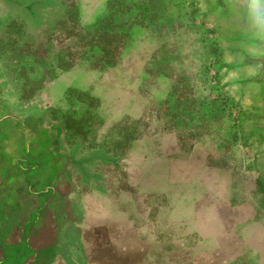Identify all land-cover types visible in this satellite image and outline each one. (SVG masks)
<instances>
[{
  "label": "rangeland",
  "instance_id": "374dc122",
  "mask_svg": "<svg viewBox=\"0 0 264 264\" xmlns=\"http://www.w3.org/2000/svg\"><path fill=\"white\" fill-rule=\"evenodd\" d=\"M224 39L198 0H47L35 20L1 10V81L15 94L18 113L36 105L49 112V124L64 125L67 150L108 159L89 166L88 180L73 170L76 192L100 188L104 174L118 179L139 139L170 138L191 148L204 140L210 162L246 175L264 226L263 151L245 137V105L221 86ZM22 231L20 225L12 233L13 248ZM198 240L176 245L174 264H264L230 233L219 243ZM19 256L11 261L21 264ZM160 264L170 260L161 254Z\"/></svg>",
  "mask_w": 264,
  "mask_h": 264
},
{
  "label": "crops",
  "instance_id": "0c3cea01",
  "mask_svg": "<svg viewBox=\"0 0 264 264\" xmlns=\"http://www.w3.org/2000/svg\"><path fill=\"white\" fill-rule=\"evenodd\" d=\"M206 145L201 140L191 148L170 138L135 141L118 179L104 174L100 188L91 184L74 194L78 220L60 228L54 246L37 249L44 241L32 231L36 253L26 246L17 251L12 234L0 233V264H19L11 261L15 253L23 255L21 264H160L161 254L174 264L176 245L190 244L192 236L201 244L219 243L226 233L253 246L264 262V226L255 219L254 191L239 170L210 162ZM126 171L132 172L129 179Z\"/></svg>",
  "mask_w": 264,
  "mask_h": 264
},
{
  "label": "water",
  "instance_id": "95a60500",
  "mask_svg": "<svg viewBox=\"0 0 264 264\" xmlns=\"http://www.w3.org/2000/svg\"><path fill=\"white\" fill-rule=\"evenodd\" d=\"M46 2L0 0V13L6 8L35 20L37 9ZM198 2L206 21L220 26L224 33L226 61L221 66V86L236 102L245 105V137L263 151L260 170L264 182V38L254 32L250 4L255 0ZM1 79L2 75L0 206L7 217L14 215L25 222L23 243L26 250L35 254L36 249L30 247L32 231H39V239L44 241L38 243L37 249L54 246L60 228L78 220V216H74L78 207L73 199L77 190L73 170L88 180L92 177L89 166L96 160L108 159L97 152L80 156L78 147L67 150L64 125L49 124V112L36 105L18 113L21 107L14 102L15 94L6 90L7 82ZM48 252L51 255L52 251Z\"/></svg>",
  "mask_w": 264,
  "mask_h": 264
},
{
  "label": "flooded vegetation",
  "instance_id": "af4514ba",
  "mask_svg": "<svg viewBox=\"0 0 264 264\" xmlns=\"http://www.w3.org/2000/svg\"><path fill=\"white\" fill-rule=\"evenodd\" d=\"M11 216V215H10ZM15 216H11V217H7L5 213L2 212V210L0 211V233L4 234L6 233L7 236L13 232H17L19 230V226L20 225H24V222L22 221H17L15 220ZM20 240H19V244L18 246H20V243L24 240V230L21 232V235H19ZM65 248H67V245L62 246V250H64ZM10 253V252H9ZM16 254L13 255L12 260H15L16 258ZM14 263V262H13ZM10 264V263H9Z\"/></svg>",
  "mask_w": 264,
  "mask_h": 264
},
{
  "label": "clouds",
  "instance_id": "9594fccd",
  "mask_svg": "<svg viewBox=\"0 0 264 264\" xmlns=\"http://www.w3.org/2000/svg\"><path fill=\"white\" fill-rule=\"evenodd\" d=\"M255 21L254 32L264 38V0H255L250 4Z\"/></svg>",
  "mask_w": 264,
  "mask_h": 264
}]
</instances>
